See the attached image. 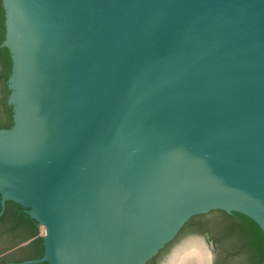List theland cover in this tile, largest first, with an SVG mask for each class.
I'll use <instances>...</instances> for the list:
<instances>
[{
	"label": "water",
	"instance_id": "obj_1",
	"mask_svg": "<svg viewBox=\"0 0 264 264\" xmlns=\"http://www.w3.org/2000/svg\"><path fill=\"white\" fill-rule=\"evenodd\" d=\"M2 2L0 217L22 205L45 248L16 264H147L213 210L264 231V0ZM202 232L156 264H210L176 250Z\"/></svg>",
	"mask_w": 264,
	"mask_h": 264
},
{
	"label": "trees",
	"instance_id": "obj_2",
	"mask_svg": "<svg viewBox=\"0 0 264 264\" xmlns=\"http://www.w3.org/2000/svg\"><path fill=\"white\" fill-rule=\"evenodd\" d=\"M5 21V9L0 0V128H10L13 125V106L8 103L11 94L8 80L12 74L13 61L9 48L2 46L6 39ZM198 216L206 221L207 229L221 234V239L226 244V255L237 258V264H264V231L252 218L240 212L227 213L223 210H213L193 216L189 221L193 223L199 219ZM192 223L189 224L192 225ZM22 243L25 244L10 254L11 257H17L14 259L15 262L39 259L44 256V239L40 234L38 222L25 212L22 205L8 200L5 212L0 217V253ZM170 244L171 242L147 264H156L161 253ZM34 264L50 263L45 261Z\"/></svg>",
	"mask_w": 264,
	"mask_h": 264
},
{
	"label": "flooded vegetation",
	"instance_id": "obj_3",
	"mask_svg": "<svg viewBox=\"0 0 264 264\" xmlns=\"http://www.w3.org/2000/svg\"><path fill=\"white\" fill-rule=\"evenodd\" d=\"M199 217L200 216H198V218ZM190 221L187 222L181 228V230L179 231L178 235L171 242V244L174 243L178 239V237L182 234V231L187 226V224L192 223ZM206 225H207L206 221H204L203 219H200V218L198 220L194 221L192 223V225L189 224L188 227L195 226V227L203 228L202 236H201L200 240L199 239H194V238L191 237L190 239L186 240L185 242H183L179 246H177L176 250L178 248H180L181 246H183L185 243L189 242V241L198 240L204 245V247L208 250V252L210 251V255H211L210 256L211 257V263L210 264H237V258H234L232 256L226 255V253H227V252H225L226 244H225V241H223L221 239V234L219 232L218 233H214L213 231L211 232L209 229H207ZM217 239H218V241H217ZM210 242H212L213 245H214V249L213 250H211V248H210V246H211ZM24 244L25 243H22L21 245H18L17 247H15V248H13L11 250H7V251H5L3 253H0V262L3 261L2 264H16L17 262H15L14 259H17V257H11L10 254H11V252H14L17 248H19L20 246H22Z\"/></svg>",
	"mask_w": 264,
	"mask_h": 264
},
{
	"label": "clouds",
	"instance_id": "obj_4",
	"mask_svg": "<svg viewBox=\"0 0 264 264\" xmlns=\"http://www.w3.org/2000/svg\"><path fill=\"white\" fill-rule=\"evenodd\" d=\"M161 264H169L168 259L166 258L164 261L161 262Z\"/></svg>",
	"mask_w": 264,
	"mask_h": 264
}]
</instances>
